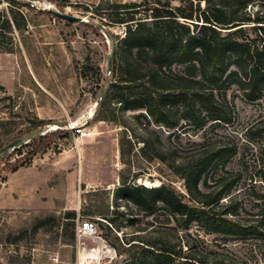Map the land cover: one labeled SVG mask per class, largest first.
<instances>
[{
  "label": "rangeland",
  "instance_id": "rangeland-1",
  "mask_svg": "<svg viewBox=\"0 0 264 264\" xmlns=\"http://www.w3.org/2000/svg\"><path fill=\"white\" fill-rule=\"evenodd\" d=\"M10 1L0 0V12L7 11L9 4H12L20 14L18 23L21 29L14 26L12 31L6 29L0 34V114H6L9 118L11 134L31 125L37 118L49 123L35 129L37 134L32 136L29 145L21 147L22 155L12 151L2 158L0 189L8 176L14 173L12 167L31 157L29 151L41 142L40 136H50L53 142L45 152L37 153L30 164L24 166L28 168L27 171L11 175L14 185L3 191L5 197L0 199V205L12 204L18 209L0 208V264H125V257L119 255L105 238L99 220L105 224L120 225V230L114 233L126 242L144 237L147 242L162 241L169 245L186 246L188 240L199 238L202 240L199 241L201 248L209 245L225 254L230 253L241 264H264V235L228 239L225 241L227 250H224L221 247L224 240L209 234V229L202 224H194L188 234L184 230V221L173 220L165 207L160 205L153 215L147 216L132 204L128 208L113 196L114 190L121 184V174L129 176L133 184L144 185L148 181L152 183L151 187H156L157 183L166 182L186 193L184 182L173 174L169 164L175 158L187 157L196 150L235 144L238 153L229 159L226 169L242 175L225 204L232 201L242 218H258L264 204L255 197L256 193L264 192L258 165L262 157L260 145L247 142L245 132L251 126L264 122L263 102H248L239 86L228 82L223 86L208 87H221L217 94H226L231 102L233 120L229 125L210 120L199 129L186 119L187 113L179 102L166 106L169 119L178 122L177 128L169 129L154 124L144 110H129L121 114V104L116 100H113V107L126 126L97 121V100L102 90L105 88L106 92L118 79L113 72L114 58H121V40L127 31L126 24L120 21L122 17L118 14L107 16L109 14L99 9L110 2L136 0ZM172 1L178 3L179 0ZM25 2L30 4L31 9L23 5ZM249 9L253 14L262 15L264 0H255ZM52 10L81 17L83 21L69 23L56 19L49 14ZM143 15L142 12L135 16L141 18ZM255 42L262 45L264 33L259 34ZM10 47H14L15 52L4 50ZM111 52L112 70L109 69ZM233 59L230 57L228 60L234 62ZM133 65L140 70L150 66L151 62L147 57H142ZM184 70V65L175 63L170 71H166L171 91L177 90ZM142 74L136 73L138 77H142ZM146 81V77L138 79L134 90L141 92L147 86ZM141 113L145 117L137 119ZM70 125H83L93 132V136L75 137L73 130H66ZM125 129L129 139L132 138L138 146L137 149L143 147L144 140L151 142V148L143 153L135 150L123 158L120 139ZM35 130L26 134L30 135ZM49 130L53 131L47 132ZM65 132L69 136L60 137ZM33 139L35 142L32 143ZM60 141L65 144V152L54 146ZM161 158H165V161ZM137 175L141 177L136 180ZM214 176V173L208 174L209 185L213 184ZM18 185L26 187L20 188L22 192L27 191L29 196L26 199L21 192L17 200L6 196L12 186L15 188ZM34 187H37L39 201ZM202 189L208 190L204 184ZM107 206L110 211L107 219L83 213L84 209L97 214ZM72 210L78 213L76 225L74 229L70 225L65 231L64 216ZM46 218H49L48 225L35 230L37 221ZM87 219L96 222L98 237H81L78 234V225ZM73 232L76 242L74 245L66 244V239ZM9 237L18 238V245L6 244ZM146 264L161 263L148 261Z\"/></svg>",
  "mask_w": 264,
  "mask_h": 264
},
{
  "label": "trees",
  "instance_id": "trees-1",
  "mask_svg": "<svg viewBox=\"0 0 264 264\" xmlns=\"http://www.w3.org/2000/svg\"><path fill=\"white\" fill-rule=\"evenodd\" d=\"M254 2L255 0H179L174 3L172 0H136L110 2L100 8L99 10L105 11L103 13L109 14L107 16L118 14L122 17L120 21L126 24L127 31L121 40V58H114L113 72L118 79L107 88L97 107L95 120L125 127L117 109L113 107V100H116L121 104V114L124 115L129 110H144L154 124L173 129L178 127V122L169 119L166 106L168 103L181 102L187 113L186 119L199 129L210 120L229 125L233 120L231 102L226 94H217L216 91L221 87H208L223 86L228 82L237 84L248 102L262 101L264 104V43L259 45L255 42L259 34L264 33V13L260 15L250 11L249 7ZM23 5L31 9L28 2ZM141 11L144 15L136 18L135 15L142 13ZM49 14L63 20L52 11ZM18 15L19 12L12 4H9L7 11L0 12V34L6 29L12 31L14 26L21 29ZM4 50L15 52L14 47ZM142 57H147L151 65L137 70L133 64ZM230 57L234 58V62L228 60ZM175 63L184 65L185 70L177 90L171 91L166 71H170ZM137 72L143 73L142 77H138ZM145 77L147 86L141 92L135 91L136 81ZM141 117H145L144 113L137 116V119ZM10 123L6 114H0V131H3L0 149L17 137L42 128L49 122L37 118L31 125L18 129L13 134L9 132ZM124 131L120 139L123 158L135 150L143 153L151 148V142L144 140L143 147L137 149L132 138L129 139L127 130ZM68 136V132L60 135L62 138ZM245 136L247 142H257L260 145L263 162L258 165L264 186V122L248 128ZM46 138L47 141H44ZM40 140L29 151L31 157L13 166L12 172L30 164L37 153L45 152L53 142L46 135L40 136ZM15 151L23 154L21 148ZM237 153V146L227 143L193 151L179 160L175 158L169 167L184 182L186 193L166 182L156 187L139 185L137 182L133 184L129 176L121 174V184L114 190L113 196L128 208L132 204L147 216L153 215L160 205L165 207L173 220L184 221V230L188 234L194 224H202L209 229V234H215L224 240L221 247L227 250L228 244L225 241L228 239L264 235V204L259 210L258 218L254 219L242 218L232 201L225 204L241 181L242 173L226 169L229 159ZM164 159L162 160L165 161ZM209 173L215 175L212 185L207 182ZM140 177L137 175L136 180ZM202 184L208 190L202 189ZM255 197L257 201L264 203V192L256 193ZM83 213L107 219L110 211L107 206L97 214L84 209ZM77 217L78 213L74 210L66 212L63 226L65 231L70 225L74 229ZM48 221L49 218L38 220L34 229L46 227ZM99 226L118 254L125 257V264H146L148 261L161 264H241L230 253L225 254L209 245L201 248L199 241L202 240L199 238L188 240L186 246L169 245L162 241L147 242L144 237L126 242L114 233L120 230V225L105 224L99 220ZM18 241V238L9 237L5 243L17 244ZM75 242L73 232L66 239V244L74 245Z\"/></svg>",
  "mask_w": 264,
  "mask_h": 264
},
{
  "label": "water",
  "instance_id": "water-1",
  "mask_svg": "<svg viewBox=\"0 0 264 264\" xmlns=\"http://www.w3.org/2000/svg\"><path fill=\"white\" fill-rule=\"evenodd\" d=\"M52 12L55 16H58V17H60L64 20H67V21H72V22H82L83 21V19L81 17L72 16L70 14L63 13V12L58 11V10H52ZM112 65H113V52H111L110 59H109V69L110 70H112ZM104 95H105V88L102 90L100 98L97 100V106L96 107H98V105L101 103ZM36 134H37V130L33 131V133L30 135L29 134L21 135V136L17 137L15 140H13L12 142L8 143L3 148H1L0 149V161L2 160V158L5 157V155L7 153L15 151L16 149H19L22 146L30 143L32 136H35Z\"/></svg>",
  "mask_w": 264,
  "mask_h": 264
},
{
  "label": "built area",
  "instance_id": "built-area-1",
  "mask_svg": "<svg viewBox=\"0 0 264 264\" xmlns=\"http://www.w3.org/2000/svg\"><path fill=\"white\" fill-rule=\"evenodd\" d=\"M67 131H72L75 137L81 138H90L93 136V132L90 129H87L85 126H76L72 127L71 125L66 128ZM55 148L59 151L65 152V144L64 142H58L55 145ZM77 232L81 237H98V227L96 222L93 220L87 219L80 222L77 228ZM104 243V242H103Z\"/></svg>",
  "mask_w": 264,
  "mask_h": 264
},
{
  "label": "crops",
  "instance_id": "crops-1",
  "mask_svg": "<svg viewBox=\"0 0 264 264\" xmlns=\"http://www.w3.org/2000/svg\"><path fill=\"white\" fill-rule=\"evenodd\" d=\"M30 168V167H29ZM27 169L28 168H26V167H22V168H20L18 171H16V172H14V173H12L11 175H15V174H19V172L21 173V172H23V171H27ZM8 176V180H7V182H5L4 183V185H3V187L0 189V199H2V197H5V193H3V191H4V189H7L10 185H14V183H13V181H12V176ZM36 186V185H35ZM20 188H23V189H26V187H23V185H18V186H15V188H14V186H12V188L10 189V191H9V193H7L6 194V196H10L12 199H14V200H17V198L21 195V193H22V197H24L25 199L29 196L28 194H27V191H25V190H23V192H22V189H20ZM19 189V190H18ZM19 192H21V193H19ZM34 194L36 195V199L39 201L40 200V198H39V196H38V191H37V187H34ZM39 204V203H38ZM37 204V205H38ZM3 207H9V208H11V209H18L17 207H14L12 204H6V206L5 205H0V208H3Z\"/></svg>",
  "mask_w": 264,
  "mask_h": 264
},
{
  "label": "bare ground",
  "instance_id": "bare-ground-1",
  "mask_svg": "<svg viewBox=\"0 0 264 264\" xmlns=\"http://www.w3.org/2000/svg\"><path fill=\"white\" fill-rule=\"evenodd\" d=\"M45 133V132H44ZM152 183H149L148 181L145 183L146 186H150L151 187ZM156 185H159L158 183Z\"/></svg>",
  "mask_w": 264,
  "mask_h": 264
}]
</instances>
